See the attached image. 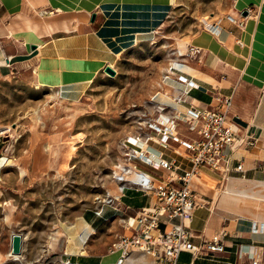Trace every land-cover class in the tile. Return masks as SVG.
Instances as JSON below:
<instances>
[{
    "label": "crops",
    "instance_id": "0c3cea01",
    "mask_svg": "<svg viewBox=\"0 0 264 264\" xmlns=\"http://www.w3.org/2000/svg\"><path fill=\"white\" fill-rule=\"evenodd\" d=\"M168 3L169 0H0V70L30 69L40 85H69L84 90L88 86L84 79H92L129 48L120 49L114 35H101L107 21L102 6ZM203 19V24H215L219 31L216 34L203 25L189 37V43L202 51L180 68L191 86L182 94L183 101L173 106L180 112L188 106L213 108L216 92L230 96L228 119L255 137L256 143L227 148L221 169L204 167L192 180L191 189L204 205L193 211L188 224L191 241L199 244L224 232V248L199 257L181 251L176 264H252L257 250L264 249V229L253 230L254 225H264V0H231V8L224 15ZM148 34L151 33L137 32L135 44ZM3 60L8 66L1 64ZM175 86L174 97L182 93L179 88H188L186 83L176 81ZM163 98L172 99L169 95L160 99ZM171 107L172 103L168 105ZM143 133H149V129ZM177 134L181 139L196 137L183 122H179ZM169 144L165 149L149 141L142 148L152 156L161 154L176 160L178 170L183 171L189 166L185 150L178 142ZM238 165L241 170L235 169ZM139 167L153 171L143 163ZM117 198L114 205H102V218L95 223L82 216L83 231H66L70 241L57 255L30 260L23 250L12 264H115L122 254L121 250H111V244L121 235L134 234L128 219L133 224L142 207L155 203L152 193L134 188H127ZM105 221L111 224L108 231H97ZM84 234L89 235L86 241ZM154 263L152 255L137 249L128 251L122 261ZM260 264H264V256Z\"/></svg>",
    "mask_w": 264,
    "mask_h": 264
},
{
    "label": "rangeland",
    "instance_id": "374dc122",
    "mask_svg": "<svg viewBox=\"0 0 264 264\" xmlns=\"http://www.w3.org/2000/svg\"><path fill=\"white\" fill-rule=\"evenodd\" d=\"M230 8L231 0H174L156 31L112 64L115 75L101 69L84 90L40 85L30 69L0 70V264L17 258L13 233L26 258L53 257L70 241L66 231H83L82 216L102 218L94 211L119 193L113 173L126 139L147 131L159 107L171 110L157 101L174 97L170 63L187 64L203 18Z\"/></svg>",
    "mask_w": 264,
    "mask_h": 264
},
{
    "label": "built area",
    "instance_id": "2783aa9c",
    "mask_svg": "<svg viewBox=\"0 0 264 264\" xmlns=\"http://www.w3.org/2000/svg\"><path fill=\"white\" fill-rule=\"evenodd\" d=\"M238 23L241 25L242 21L239 20ZM204 26L216 34L219 31L215 24L205 23ZM201 51L200 47L189 44L185 56H197ZM177 61L186 64L182 60ZM169 70L176 76V82L186 83L188 88H179L182 93L173 97L174 104L172 103L170 112H165L164 107H159L161 111L157 117L148 122L149 133L126 139L124 163L113 173V178L118 183V195H123L127 188H134L152 193L155 197L154 205L144 206L138 211L133 224L129 223L128 219L127 224L134 227V234L121 235L111 244V250H121L122 254L115 264H122L127 252L136 249L152 255L155 258L154 264H176L181 251H189L194 257L222 252L224 232L199 244L191 241L192 233L188 224L193 217V211L204 205V202L196 197L190 184L204 167L221 169L227 148L234 145L253 146L256 143L255 137L228 119L230 96L216 92V104L213 108L188 106L183 112L177 110L173 105L183 101L182 94L189 90L191 82L184 70L171 65ZM179 122H183L196 137L179 138ZM149 141H154L165 149L169 148L170 141L178 142L187 154L189 166L179 171L176 160L163 158L161 154L152 156L147 149L142 148V144ZM139 163L149 166L153 171L141 169ZM223 169L226 173V167ZM235 169L241 170V165ZM158 171L162 173L159 174ZM117 199V195H109L105 204L114 205ZM94 212L101 215L102 206ZM175 219H178V222H175ZM262 229L264 225L253 226L254 231ZM262 256L264 249L257 250L256 256L251 260L252 264H260ZM55 264L72 263L58 261Z\"/></svg>",
    "mask_w": 264,
    "mask_h": 264
},
{
    "label": "bare ground",
    "instance_id": "6f19581e",
    "mask_svg": "<svg viewBox=\"0 0 264 264\" xmlns=\"http://www.w3.org/2000/svg\"><path fill=\"white\" fill-rule=\"evenodd\" d=\"M172 2H174V0H169L168 4L158 6H135L133 4H105L102 6V8L107 15V21L101 30V35L103 37H109L114 35L116 37L115 39H117L116 41L119 45V48L127 49L128 47H131L135 44L137 32L142 31L147 33H154L156 31V29L167 17ZM1 64L4 67L8 66V63L5 60H3ZM170 64L171 66H175L176 68H182L185 65L178 63L177 60H173V62H171ZM109 65L112 66L111 64ZM168 79H171L175 86V81H173V79L170 78L169 75L165 76V80L167 81ZM84 81L87 83V85H89L91 79H84ZM157 101L161 104L166 105L174 103L173 98L171 100L157 99ZM85 237L86 234L82 236V238L86 239ZM81 242L82 240L80 241V243Z\"/></svg>",
    "mask_w": 264,
    "mask_h": 264
},
{
    "label": "water",
    "instance_id": "95a60500",
    "mask_svg": "<svg viewBox=\"0 0 264 264\" xmlns=\"http://www.w3.org/2000/svg\"><path fill=\"white\" fill-rule=\"evenodd\" d=\"M243 15L247 14V11H244L242 13ZM92 18H94V15H92ZM32 49L35 48V45L31 46ZM103 71L107 73L110 76L115 75V69L111 67L110 65H105L103 68ZM22 243H23V236L20 233H13L11 235V242H10V254L13 256L18 257L22 253Z\"/></svg>",
    "mask_w": 264,
    "mask_h": 264
}]
</instances>
